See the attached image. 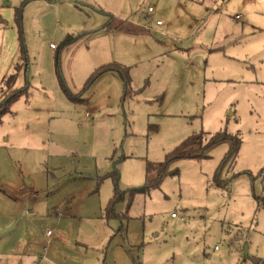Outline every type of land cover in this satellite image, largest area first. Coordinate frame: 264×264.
<instances>
[{
  "label": "rangeland",
  "instance_id": "1",
  "mask_svg": "<svg viewBox=\"0 0 264 264\" xmlns=\"http://www.w3.org/2000/svg\"><path fill=\"white\" fill-rule=\"evenodd\" d=\"M16 9L28 91L0 122V264L263 261L264 0H0V80L23 59ZM202 132L241 141L224 187L228 142L104 218Z\"/></svg>",
  "mask_w": 264,
  "mask_h": 264
},
{
  "label": "trees",
  "instance_id": "2",
  "mask_svg": "<svg viewBox=\"0 0 264 264\" xmlns=\"http://www.w3.org/2000/svg\"><path fill=\"white\" fill-rule=\"evenodd\" d=\"M21 9L15 10V24H17L18 28V40L20 43L23 59L21 64H17L13 68V72L8 74L6 77L1 78L0 80V122L1 117L8 113V110L10 106L14 103V101L23 94H27L28 86L27 82L24 83V85L21 88H16L15 84L17 81V78L20 73L23 72L24 75V81L26 80L28 71V59L27 55H25V46H24V40L22 39V27H21ZM3 24V20L0 16V25ZM104 31L111 32L113 31L111 26H104L101 28ZM117 30L118 28L115 27ZM117 65H103L99 67V69L91 76L90 83L95 80L99 74L105 72V71H115L116 69L121 70L120 68L116 67ZM116 68V69H115ZM118 71V70H117ZM123 80L125 85L127 86V77L126 75L122 74ZM65 93L68 97H71L70 94L65 90ZM206 135L204 132L200 134H196L194 136H190L183 140L178 147H176L174 150L168 152L165 155V160L162 163L159 164H151L147 165L145 170L146 175V182L141 187H134L133 189H128L125 191H117L114 190L113 197L108 201L107 205L105 206L106 212H105V219H118V215L115 212V206L124 200L125 195L127 194L129 197V200L132 199L134 194L136 193H142L147 194L154 188H157L162 181L167 177L168 175L174 174L175 172H172L169 170V167L171 164L180 161V159H190V160H200V159H207L209 150L212 147L225 144V142L230 143L231 147L229 151L226 153L225 158L222 160L220 165L217 167L215 171V184L219 187H224V184H222L219 180V177L221 175V172L226 166L232 167L235 160L237 153L239 151L241 141L236 135L228 134L227 132H220L216 133L213 136H210L209 138H205ZM151 172H154L155 177L151 174ZM264 204V202H263ZM129 205H127L128 207ZM255 264H264L263 261H256Z\"/></svg>",
  "mask_w": 264,
  "mask_h": 264
},
{
  "label": "built area",
  "instance_id": "3",
  "mask_svg": "<svg viewBox=\"0 0 264 264\" xmlns=\"http://www.w3.org/2000/svg\"><path fill=\"white\" fill-rule=\"evenodd\" d=\"M147 11H148V13H151V12H153V9H152L151 7H149V8L147 9ZM235 18L237 19L238 16L235 17ZM157 25H160V23L158 22ZM52 47H54V46L51 45L50 48H52ZM171 217H173V218H177V215L173 213V214L171 215ZM181 220H182V218L180 219V221H181ZM47 233H48V235L50 234L49 231H48ZM215 248H216V247H215Z\"/></svg>",
  "mask_w": 264,
  "mask_h": 264
},
{
  "label": "crops",
  "instance_id": "4",
  "mask_svg": "<svg viewBox=\"0 0 264 264\" xmlns=\"http://www.w3.org/2000/svg\"><path fill=\"white\" fill-rule=\"evenodd\" d=\"M157 23H158V22H157ZM2 27H3V26L0 25V28H1V29H2ZM1 29H0V34H1ZM103 31H104V30H103ZM104 32H106V33H110V32H108V31H104ZM52 48L55 49V47H52ZM52 48H51V49H52ZM10 73H11V72H10ZM10 73H9V74H10ZM6 76H7V74H6ZM6 76L3 75L1 78L6 77ZM19 76H22V77H23V76H24V75H23V72L20 73ZM19 76H18V77H19ZM17 79H18V78H17ZM172 214H173V213H172ZM172 214H171V215H172ZM46 234H47V233H46ZM214 249H215V247H214Z\"/></svg>",
  "mask_w": 264,
  "mask_h": 264
},
{
  "label": "water",
  "instance_id": "5",
  "mask_svg": "<svg viewBox=\"0 0 264 264\" xmlns=\"http://www.w3.org/2000/svg\"><path fill=\"white\" fill-rule=\"evenodd\" d=\"M244 250H245V247H244ZM245 253H247L246 250H245Z\"/></svg>",
  "mask_w": 264,
  "mask_h": 264
}]
</instances>
